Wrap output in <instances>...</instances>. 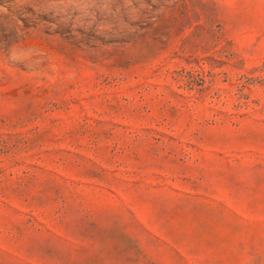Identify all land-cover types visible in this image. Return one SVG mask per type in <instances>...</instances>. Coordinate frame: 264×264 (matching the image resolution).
Returning a JSON list of instances; mask_svg holds the SVG:
<instances>
[{"label": "rangeland", "instance_id": "374dc122", "mask_svg": "<svg viewBox=\"0 0 264 264\" xmlns=\"http://www.w3.org/2000/svg\"><path fill=\"white\" fill-rule=\"evenodd\" d=\"M0 264H264V0H0Z\"/></svg>", "mask_w": 264, "mask_h": 264}]
</instances>
